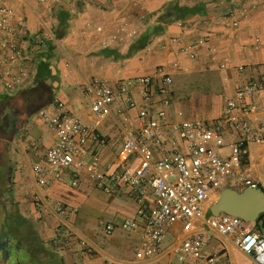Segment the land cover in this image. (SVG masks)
<instances>
[{"label":"crops","instance_id":"crops-1","mask_svg":"<svg viewBox=\"0 0 264 264\" xmlns=\"http://www.w3.org/2000/svg\"><path fill=\"white\" fill-rule=\"evenodd\" d=\"M191 7L196 9H182ZM19 19L26 38L16 53L27 70L25 82L8 95L0 80V230L14 210L32 226L29 216L41 221L38 234L32 228L23 232L32 264H186L175 248L205 225L175 222L161 251L148 256L133 188L119 179L105 190L103 181L89 174L108 176L146 165L147 181L165 151L186 152L172 124L219 121L240 85L260 86L258 104L264 106V0H0V24L15 29ZM7 35L0 30V45ZM5 56L0 48V60ZM100 85L125 93L108 104L106 118L86 141L85 159H96L97 166L50 169L51 185L41 188L32 165L44 162L41 153L55 140L39 113L56 114L62 105L92 126L87 89ZM142 109L150 117L163 114L164 149L148 145L122 157L124 134L138 128ZM250 120L264 124V111ZM221 137L220 152L228 155L237 133L225 125ZM244 152L242 169L252 184L230 178L221 189L258 185L264 191V143H249ZM153 203L146 182L145 210ZM122 219L137 226L105 230ZM203 251L229 264L251 263L229 237L216 233Z\"/></svg>","mask_w":264,"mask_h":264},{"label":"built area","instance_id":"built-area-1","mask_svg":"<svg viewBox=\"0 0 264 264\" xmlns=\"http://www.w3.org/2000/svg\"><path fill=\"white\" fill-rule=\"evenodd\" d=\"M0 30L8 34V39H4L0 45L1 51L6 53L4 60H0V80L4 91L13 95L23 85L27 75L26 67L16 53L19 44L26 38L25 24L23 19H19L17 28L0 24ZM221 67L224 68V65ZM238 70L241 71L242 67ZM164 82L168 85L171 80L166 78ZM123 93L125 88L118 92L105 85L87 89V96L91 100L92 126L62 105L58 106L56 114L50 115L44 111L39 113L55 140L41 153L44 162L38 161L32 165L33 177L41 188L47 189L51 185L50 169L79 170L88 163L91 168L97 166L96 159L88 162L85 159L86 141L94 128L106 118L108 104ZM261 96L260 86L243 84L236 89L234 98L225 102L219 121H180L172 124L178 138L185 141L186 152L165 151L156 159V172L147 181L146 165L133 172L124 171L108 176L90 172L91 178L106 184L123 179L133 188L139 213L144 218L143 245L148 256L161 251L167 230L175 222L181 221L189 228L203 225L207 228L194 232L176 246L178 261L186 264H229L227 260H220L203 251V245L210 240L212 233H216L229 237L242 253L250 257V264H264V233L257 231L253 223L238 216L226 213L212 215L206 209L213 202L211 195L219 193L228 179L233 178L247 186L252 184L250 179L244 177L241 155L247 144L264 143V124L256 126L250 120L253 114L264 111V106L258 104ZM138 118V128L124 134L119 153L122 157L148 145L162 151L164 149L166 138L160 122L163 114L158 113L157 118L150 117L147 110L142 109ZM225 125L237 133V141L232 144L228 155L220 152L221 134ZM146 182L152 188L154 203L145 210L143 196ZM104 189L108 190V187L104 186ZM115 225L122 229H132L137 226V222L122 219L118 224H107L105 230L111 232Z\"/></svg>","mask_w":264,"mask_h":264},{"label":"water","instance_id":"water-1","mask_svg":"<svg viewBox=\"0 0 264 264\" xmlns=\"http://www.w3.org/2000/svg\"><path fill=\"white\" fill-rule=\"evenodd\" d=\"M209 211L212 215L226 213L254 223L258 216L264 213V191L256 186L243 190L224 187L220 190L217 199L210 204ZM1 252V259L6 264L8 249L1 248Z\"/></svg>","mask_w":264,"mask_h":264},{"label":"flooded vegetation","instance_id":"flooded-vegetation-1","mask_svg":"<svg viewBox=\"0 0 264 264\" xmlns=\"http://www.w3.org/2000/svg\"><path fill=\"white\" fill-rule=\"evenodd\" d=\"M0 230V264H4L1 257V248L8 249V259L6 264H32L33 254L32 249L27 245L22 243L18 238V235H11L10 237L4 234V230ZM4 234V235H3ZM3 246V247H2Z\"/></svg>","mask_w":264,"mask_h":264},{"label":"trees","instance_id":"trees-1","mask_svg":"<svg viewBox=\"0 0 264 264\" xmlns=\"http://www.w3.org/2000/svg\"><path fill=\"white\" fill-rule=\"evenodd\" d=\"M182 9H196L195 7H191V8H182ZM245 147L243 148V152H242V156L245 157ZM242 162H244V160H242ZM104 183V182H103ZM107 185H110V184H106L104 183L103 186H107ZM258 185H256L257 187ZM104 188V187H103ZM9 191V190H8ZM5 224H10V228H9V231H4V234L8 237H10L11 235H18V232H20V226L22 224H29L28 228L31 229V223L23 218L20 214L18 215L17 211L14 210L13 213H11L9 215V217L6 215L5 217ZM254 225V228L259 231L260 233H264V213L260 214L257 218V220L253 223ZM5 226V225H4ZM4 228L6 227H2V229L4 230ZM2 230V231H3ZM24 238V237H23ZM25 239H28V237L26 236L24 238ZM28 244V243H27Z\"/></svg>","mask_w":264,"mask_h":264},{"label":"rangeland","instance_id":"rangeland-1","mask_svg":"<svg viewBox=\"0 0 264 264\" xmlns=\"http://www.w3.org/2000/svg\"><path fill=\"white\" fill-rule=\"evenodd\" d=\"M11 201H9L8 200V204L10 203ZM14 204V203H13ZM11 206H12V203H11ZM14 206V205H13ZM11 210H12V208H8V211L9 212H11ZM18 211H21L20 209H18ZM26 217V216H25ZM28 219L29 220H31V221H33L34 222V224L35 225H31V232H33L34 234L36 233V234H38V232H39V230H40V226H39V224H41V221H39V220H36V219H33V217H31V216H29L28 217ZM40 222V223H39ZM4 225H5V227L6 228H4V231H9V228H10V224H5L4 223ZM28 226H29V224L27 223V224H22L21 226H20V235L18 236V238L22 241V243H24V244H27V242L24 240V236H23V232H25L26 233V230L27 229H29L28 228ZM33 227H34V229H33ZM28 245V244H27Z\"/></svg>","mask_w":264,"mask_h":264}]
</instances>
